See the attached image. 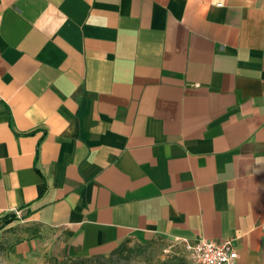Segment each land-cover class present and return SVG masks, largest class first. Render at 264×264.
Returning <instances> with one entry per match:
<instances>
[{
  "label": "crops",
  "instance_id": "obj_1",
  "mask_svg": "<svg viewBox=\"0 0 264 264\" xmlns=\"http://www.w3.org/2000/svg\"><path fill=\"white\" fill-rule=\"evenodd\" d=\"M15 223L59 258L163 237L264 264V0H0Z\"/></svg>",
  "mask_w": 264,
  "mask_h": 264
},
{
  "label": "rangeland",
  "instance_id": "obj_2",
  "mask_svg": "<svg viewBox=\"0 0 264 264\" xmlns=\"http://www.w3.org/2000/svg\"><path fill=\"white\" fill-rule=\"evenodd\" d=\"M38 231L40 232H32L25 225L15 223L9 230L10 236L5 235L0 239V262L4 264H60L71 257H76L59 258L51 251L46 250L42 244L30 245L29 254L25 249L13 250L16 243L31 239L32 233L38 235L41 242L51 235V231L48 229ZM138 242H141L142 245L139 246ZM129 245L134 246V249L122 255L109 257L110 251L88 255L92 256L88 264H197L182 242L154 237L149 241L132 239Z\"/></svg>",
  "mask_w": 264,
  "mask_h": 264
},
{
  "label": "built area",
  "instance_id": "obj_3",
  "mask_svg": "<svg viewBox=\"0 0 264 264\" xmlns=\"http://www.w3.org/2000/svg\"><path fill=\"white\" fill-rule=\"evenodd\" d=\"M185 246L197 264H235L238 256L230 239L222 242L201 239L193 244L185 242Z\"/></svg>",
  "mask_w": 264,
  "mask_h": 264
},
{
  "label": "trees",
  "instance_id": "obj_4",
  "mask_svg": "<svg viewBox=\"0 0 264 264\" xmlns=\"http://www.w3.org/2000/svg\"><path fill=\"white\" fill-rule=\"evenodd\" d=\"M132 241V238H127L124 241H122L116 248L110 251L109 257H113L116 255H122L129 250H133L134 246H130V242ZM149 241V240H148ZM138 245H142L141 242H138ZM92 259V256H76L71 257L60 264H88Z\"/></svg>",
  "mask_w": 264,
  "mask_h": 264
}]
</instances>
